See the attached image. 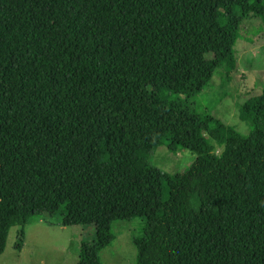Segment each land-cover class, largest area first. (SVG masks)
<instances>
[{
    "label": "trees",
    "instance_id": "trees-1",
    "mask_svg": "<svg viewBox=\"0 0 264 264\" xmlns=\"http://www.w3.org/2000/svg\"><path fill=\"white\" fill-rule=\"evenodd\" d=\"M250 14L264 0H0V254L50 216L92 225L76 264H102L141 217L135 264H264V86L247 135L198 98ZM148 144L195 158L169 174Z\"/></svg>",
    "mask_w": 264,
    "mask_h": 264
},
{
    "label": "rangeland",
    "instance_id": "rangeland-1",
    "mask_svg": "<svg viewBox=\"0 0 264 264\" xmlns=\"http://www.w3.org/2000/svg\"><path fill=\"white\" fill-rule=\"evenodd\" d=\"M234 67L229 77L223 68L212 76L198 98L209 112L241 135L248 134V125L238 118V106L246 98L258 94L264 86V21L250 14L239 27L233 46ZM145 152L160 170L176 174L186 170L195 158L187 149L169 151L163 145L148 144ZM143 218L116 220L111 223L115 238L100 251L102 264H135L133 238L142 235ZM9 229L0 264H76L81 240L92 239V225L61 226L57 217L45 216L23 228ZM19 246V247H18Z\"/></svg>",
    "mask_w": 264,
    "mask_h": 264
}]
</instances>
